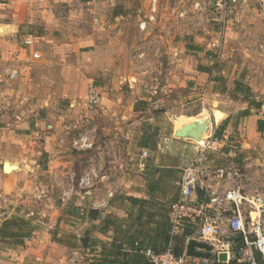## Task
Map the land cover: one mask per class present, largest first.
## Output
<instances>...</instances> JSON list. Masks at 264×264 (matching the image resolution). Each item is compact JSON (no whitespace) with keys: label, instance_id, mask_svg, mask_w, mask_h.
<instances>
[{"label":"crops","instance_id":"0c3cea01","mask_svg":"<svg viewBox=\"0 0 264 264\" xmlns=\"http://www.w3.org/2000/svg\"><path fill=\"white\" fill-rule=\"evenodd\" d=\"M7 8L13 9L10 18L2 13ZM253 8L241 11L242 14L234 12L236 8L231 10L227 24L240 25H229L223 30V51L214 53L215 56L202 47L191 46L202 60L193 69L184 65L185 81L192 90L203 89L213 102L224 105V110H220L223 114L220 126L224 124L226 128L217 152H206L200 159V166L205 170L199 184L203 194L200 197L195 190L190 198L192 203L208 201V195L235 187L233 175L239 171H231L230 167L237 160H242L243 168L248 167L249 161L253 162L249 164L250 175L264 168V130L258 125L259 121L264 123V12ZM20 10H24L22 15ZM182 10L192 9L174 8L169 0L163 4L161 1L158 8L153 7L151 0H0L1 34L13 35L22 25H42L46 32L43 40L53 43L47 47L50 53L77 56L74 68L89 72L90 79H86L89 82L99 75L105 76L100 110L88 122L92 121L94 133L106 137L103 144L96 145L89 153V165L98 169L100 179L84 196L75 194L78 198L72 211L58 201L57 209L52 200L61 192V187L75 186L80 179L78 170L83 169L73 152L68 155L57 143L64 138L63 117L55 121L53 116L51 121L36 118L35 114L30 122L24 110H16L13 115L0 114V264H148L139 247L155 252L164 250L169 207L177 192L180 196L176 186L186 166L178 153L176 141L179 140L173 136L166 139L170 142L161 145L159 113L147 110L148 102L144 109L134 110L125 97L111 94L110 89L118 86L114 82L116 74L129 68L127 55L133 51L134 40L150 38L154 42L177 34L192 38L194 30L182 31L178 24H185L187 28L207 20L205 14H191L186 20H180L178 12ZM77 11L88 15L89 23L70 20ZM143 23L145 28L141 29ZM218 32L216 29L212 34L219 35ZM7 43L0 38V55L10 54L6 51ZM155 49H160L159 42ZM146 53L150 54L148 48L139 46L133 55L143 57ZM236 84L250 94L236 92ZM251 100L261 102V108L252 109L249 117H242ZM138 101L148 100L140 97ZM1 102L0 98V110L4 108ZM139 113L143 117L131 121ZM209 117L205 113L192 121L179 119L175 130ZM79 120L76 126L80 129ZM34 126L43 131L33 129ZM134 132L138 140L149 135L152 138L149 146L132 145L123 140ZM40 134L45 141L42 146L35 141V136ZM208 136L205 135L203 146ZM145 150L147 158L142 157ZM234 150L238 158H234ZM6 163L13 168L5 171ZM254 165L258 168L254 169ZM158 169L167 171L162 174ZM221 169L233 172L231 178L220 176ZM158 178L161 186L154 189L151 184ZM130 198L138 202L134 204ZM42 219L46 222H41ZM230 236L231 231L224 224L219 238ZM190 240L193 238L187 239L185 252ZM204 240L201 242L214 246L223 239ZM75 251L79 252L77 256H73ZM210 258L216 260L214 249Z\"/></svg>","mask_w":264,"mask_h":264},{"label":"rangeland","instance_id":"374dc122","mask_svg":"<svg viewBox=\"0 0 264 264\" xmlns=\"http://www.w3.org/2000/svg\"><path fill=\"white\" fill-rule=\"evenodd\" d=\"M161 1L163 4L166 0ZM169 1L174 8L178 6L190 8L193 2V0ZM250 3L251 5L247 7L243 1L239 0L236 12L242 14L243 12L241 11L252 10L254 9L253 7H256L255 9L259 13L262 11L258 4L256 5L254 2L255 6H253V2L250 1ZM258 7L260 8L259 11ZM12 11L13 9H2V13L6 16L5 18H10L12 16ZM18 12L22 15L24 10ZM222 13L223 10H216V8L215 10L208 11L209 16L212 18H220ZM195 15L197 16V14ZM70 20L73 22L83 21V23H89L90 21L88 15H85V13L81 14L79 11H77L76 15L72 16ZM230 24L231 23H228L227 26ZM178 25L182 31L186 29L194 30V35H191L192 38L188 36L183 37L184 34L182 36L177 34L165 40L158 38L154 42L152 40L150 41V38H143L140 41L134 40L132 43L134 46L132 49L133 51L127 55L129 68L126 72L122 71L120 74H116L114 82L115 85L118 86L110 89L111 94H119L125 97L129 101V107L134 110L144 109L143 105L137 104L140 97L148 100L145 101L148 102V107L146 109L159 113L157 122L161 127V132L159 133L161 145L168 141L166 140L167 138L173 139L176 123H178L179 119L182 122L183 119L192 121L193 118L198 119L200 115H204L205 113H208L209 116L212 117V113L215 110H224V105L222 103L213 102V99L208 98L203 89L193 91L188 81H185L184 76L186 74L184 70L185 64L193 69L196 62L199 63L202 60V58L197 54L195 55L192 50L194 46L202 47L205 51L207 50L212 54L223 51L221 36L212 34L214 30L216 31V29L222 27L223 24L207 21L205 19L203 24L195 23L193 27L189 26L186 28L185 24ZM236 25L240 24L234 23L230 25V27ZM7 35V33H0V38L4 39V42H8L6 44V51L10 53L9 55H0V98L2 100L1 105L4 107L0 110V114L10 113L13 115L16 110H24L27 111L30 122L35 114H37L36 118H49L51 121L54 119L53 116L55 117V121H58V117H63L61 124L65 127L63 133L64 143L63 145H60L59 141L57 143L59 147L63 148L62 150H66L68 155H71L73 152V155L80 160L83 169L81 171L78 170V176L81 177L83 172L91 165L89 163V153L74 151L71 148L70 142L82 128H86L89 131L88 134L96 145H101L106 140V137H103V135L99 136V134L91 130L93 127L91 124L92 121L90 123L84 121L86 116L85 99L89 88L91 85H94L99 89L101 88V91L105 84L103 81L105 76L99 75L94 78L92 82H89L86 80L90 79L89 72L74 68V64L77 63V56H62L60 54L50 53V48L47 49V47H52L53 43H48L47 40H43L46 32L42 25L37 23L36 25H22L18 32L13 35H8L9 38ZM4 36L7 38L6 40ZM30 36L38 38L32 48H28L25 43ZM152 37L155 38L153 35ZM156 42H159V50L155 49L157 45ZM139 46L148 48L150 54L147 55L146 53L143 57L140 55H133V52ZM191 46L193 47L190 48ZM34 50L39 51L42 55L39 61L34 62L30 60L31 53ZM152 52H158L160 54L153 55ZM20 54L21 56H19ZM204 62L208 64L205 59ZM14 68L19 69L20 75L18 78L12 79L9 77V72ZM151 99H153V101H150ZM154 101H159V103L155 105L153 104ZM144 116L149 115L145 114ZM141 117L143 116L139 113L132 116L131 121H139ZM79 119L81 120L80 129L77 127ZM203 119L204 118H202V120ZM220 124L221 121L211 127L212 129H209L208 134H206L209 135L208 138L214 137L216 128H218ZM134 128L138 129L137 125H135ZM33 129L42 130L40 127L36 128V126H34ZM136 129L134 131H137ZM137 136L136 132H134L128 137L129 139L123 138V140L127 143H132V145H137L144 139L149 142L152 140V138L147 135L141 136L138 140ZM35 137V141L38 145L42 146V144L45 143L43 135L40 134ZM177 140H179L176 141L178 143L179 156L184 159L186 164L184 170L190 165L200 166V159L203 155H206V152H217L216 150H218L199 147L197 142L191 139H187V141H185V139ZM239 141H242L240 137ZM234 151L236 152L234 158H236V156L238 158L239 154L236 150ZM217 156L218 155H215L216 158ZM43 158H46L44 152ZM250 163L253 162H248V169L242 167V160H237L236 164L230 167L231 171L235 169L238 170L240 174V178H236L232 182L236 186H241L242 190L250 195L261 194L264 196V168H259V171L255 172L254 169L258 167L254 165L253 173L255 174L250 175ZM184 170L181 171L182 174ZM70 188L71 186L65 188L61 187V192L52 200L55 208L58 206V204H56V201H58L60 203L59 205L63 204L65 206L64 208H67V210L70 211L73 209L75 198H78L77 195L75 196L74 193H70L68 197H64L63 195V193L69 191ZM58 208L59 207H57V209ZM32 210L35 211V209ZM35 215L37 214L35 213ZM38 217L41 218L43 216L39 215ZM44 219H46V217ZM44 219L40 221L45 223L46 220ZM193 239L205 241L200 233V228L196 230ZM219 239L227 240V238L223 237ZM197 261L200 264H214L203 259H198Z\"/></svg>","mask_w":264,"mask_h":264},{"label":"built area","instance_id":"2783aa9c","mask_svg":"<svg viewBox=\"0 0 264 264\" xmlns=\"http://www.w3.org/2000/svg\"><path fill=\"white\" fill-rule=\"evenodd\" d=\"M246 6H250V1L255 2L264 12V0H241ZM153 7L158 8L161 0H151ZM239 0H193L192 10H182L178 12L180 20H186L191 14L207 15V20L223 24L220 27L219 35L223 37L222 32L227 28V21L231 10L236 12ZM223 10L220 18H212L209 16V10ZM140 28L144 29L145 24H140ZM36 39L30 36L26 40L28 48L34 46ZM42 55L39 51H32L30 60L39 61ZM20 71L17 68L10 70L9 77L18 78ZM101 91L98 87L91 85L85 101L86 116L85 122L90 120V116L98 112L101 105ZM86 128H82L78 134L71 140L70 145L74 151L80 153H90L95 150L96 144L88 134ZM204 142L197 143L199 147L208 149H218L221 141L214 137ZM64 139L59 140V144L63 145ZM148 151L142 154L143 158H147ZM124 169V165L119 166ZM219 175L231 178L233 172L221 169ZM235 176V177H234ZM205 177V170L199 165H190L184 170L177 186L180 188V196L177 202L172 204L169 213L170 222V240L163 252L156 253L152 249H146L144 254L150 264H200L196 258L187 256L186 252L182 256L175 253V238L179 236L188 222H198L200 225V233L203 238L219 239L222 226L225 224L229 227L232 236L227 240H219L214 247L217 263L215 264H257L256 254H259L264 260V196L261 194L250 195L244 192L241 186H235L223 193L211 195L205 203L190 202V198L194 195L195 190L199 188L200 181ZM234 178H240V174L236 172ZM100 179V173L97 168L90 166L81 175L79 182L75 186H71L69 191L63 193L64 197H68L70 193L81 196L87 190H90L97 180ZM84 196V195H83ZM232 213V215H229ZM240 233L243 236L241 241L242 248L237 249L234 241L235 236ZM217 241V240H216ZM78 251L73 253L77 256ZM221 254L227 255L226 262H220ZM237 256H239L237 258Z\"/></svg>","mask_w":264,"mask_h":264},{"label":"trees","instance_id":"16d2710c","mask_svg":"<svg viewBox=\"0 0 264 264\" xmlns=\"http://www.w3.org/2000/svg\"><path fill=\"white\" fill-rule=\"evenodd\" d=\"M235 91L236 92H244V93H246L248 95L250 94L249 90H247L246 88H242L238 84H236ZM138 104L139 105H143L144 108L147 106L146 102H139ZM261 106H262L261 102H257L255 100H251L249 102L248 109H246L245 111H243L241 113L242 117H249V116H251L252 109H254V110L256 109L257 110V109H260ZM258 125H259V127H260L261 130H264V127H263L264 126V123L263 122L259 121L258 122ZM0 127H1V125H0ZM225 130H226V128H225V125L224 124L221 125L219 128H217V130L215 131V134H214V139H217V140H220L221 141L222 138H223V135H224ZM148 137H149V135H148ZM140 144L141 145L143 144L146 147H148L149 144H150V142L148 140H145L144 139V140L141 141ZM157 171H158V173H162L163 174L167 170H159L158 169ZM180 179L181 178H179V180L177 182H179ZM151 185H152V187H154V189H156L159 186H161V182L159 181V178L156 179V180H154V183L151 184ZM176 188H177V190L180 189L178 186H176ZM178 196H179V194L177 192L176 197L173 199V201L171 202V205L169 207V211H168V223H169V227L166 230V245H165L164 250L166 249V246H167V244L169 243V240H170V236H169V232H170V228H171L170 222H169L170 208H171L172 204H174L175 202H177V200L179 199ZM130 201L132 203H134V204H136L138 202V200H135L134 198H130ZM205 202H206V200H202V203H205ZM143 203H146V202H143ZM12 225H14V224H12ZM198 228H200V225H199L198 222H191L190 221V222H188V223L185 224L184 229H183V232L179 236H177L175 238V253H176L177 256L184 255L185 249H186V243H187L186 241H187V239L193 238L194 235L196 234V230H198ZM33 231L34 230H31V232H33ZM136 245L139 247V244L138 243ZM146 249L143 250V248L139 247V252H141V251L144 252ZM156 253H160V252H156ZM238 257L239 256H237V258ZM209 260L210 261H214L213 262L214 264L216 263V260L213 259V258H209ZM256 261H257V264H264V260L262 259V257L259 254H256ZM148 264H150V263H148Z\"/></svg>","mask_w":264,"mask_h":264},{"label":"water","instance_id":"95a60500","mask_svg":"<svg viewBox=\"0 0 264 264\" xmlns=\"http://www.w3.org/2000/svg\"><path fill=\"white\" fill-rule=\"evenodd\" d=\"M222 118H223L222 112L219 110H215L212 113V117L208 118L203 126H197L196 124H189L187 126H184L182 129L175 130L174 136L177 139H191V140L196 141L197 143H200L203 141L201 139L206 129H209L211 125L213 127L216 124H218L220 120H222ZM8 168L10 170L13 167L9 166V164L6 163L4 165V170L7 171ZM197 192L200 195V197H202L203 193L202 191H200L199 188L197 189ZM229 215H232V213H230ZM242 239H243V236L240 233H238L235 236L234 241L236 243V248L238 250L242 248V244H241ZM198 249L203 250V252H199ZM213 249L214 247L211 244L193 239V240H190L188 243L186 254L187 256L193 257V258L209 259L210 256L212 255ZM219 260L220 262H226L227 255L221 254L219 257Z\"/></svg>","mask_w":264,"mask_h":264},{"label":"bare ground","instance_id":"6f19581e","mask_svg":"<svg viewBox=\"0 0 264 264\" xmlns=\"http://www.w3.org/2000/svg\"><path fill=\"white\" fill-rule=\"evenodd\" d=\"M5 30V29H4ZM2 33V32H1ZM209 118H211V117H209ZM208 118H206L205 120H202V121H199V122H195L194 124H196L197 126H203L204 124H205V122H206V120H207ZM212 127V125L209 127V129ZM180 129H182V128H180ZM209 129H206V131L204 132V134H203V136H202V139L201 140H205V135H206V133H207V131L209 130ZM202 141V142H203Z\"/></svg>","mask_w":264,"mask_h":264}]
</instances>
